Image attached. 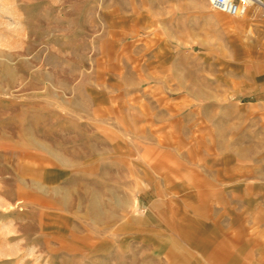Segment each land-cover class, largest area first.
<instances>
[{"label": "rangeland", "instance_id": "obj_1", "mask_svg": "<svg viewBox=\"0 0 264 264\" xmlns=\"http://www.w3.org/2000/svg\"><path fill=\"white\" fill-rule=\"evenodd\" d=\"M257 51L258 7L233 18L208 0H0V264H143L141 237L119 227L142 193L111 192L112 140L173 139L161 147L183 158L206 146L188 139L236 150Z\"/></svg>", "mask_w": 264, "mask_h": 264}, {"label": "crops", "instance_id": "obj_2", "mask_svg": "<svg viewBox=\"0 0 264 264\" xmlns=\"http://www.w3.org/2000/svg\"><path fill=\"white\" fill-rule=\"evenodd\" d=\"M263 68L259 51L243 67L247 86L235 107L248 115L243 132L239 116L236 150H230L231 139H188L206 146L196 153L190 148L189 158H183L181 151L161 147L173 139L112 140L121 147L110 156L111 192L125 185L142 193L127 205L140 214L128 211L119 227L127 238L141 237L143 264H264V183L256 178L263 174L258 167L263 158L258 143L264 139ZM215 140L220 147L210 146ZM119 227L112 215L111 233Z\"/></svg>", "mask_w": 264, "mask_h": 264}, {"label": "built area", "instance_id": "obj_3", "mask_svg": "<svg viewBox=\"0 0 264 264\" xmlns=\"http://www.w3.org/2000/svg\"><path fill=\"white\" fill-rule=\"evenodd\" d=\"M212 11L233 18H244L253 7L264 10V0H208Z\"/></svg>", "mask_w": 264, "mask_h": 264}]
</instances>
